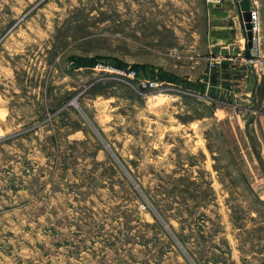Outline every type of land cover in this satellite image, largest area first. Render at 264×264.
I'll list each match as a JSON object with an SVG mask.
<instances>
[{
	"label": "rangeland",
	"instance_id": "obj_1",
	"mask_svg": "<svg viewBox=\"0 0 264 264\" xmlns=\"http://www.w3.org/2000/svg\"><path fill=\"white\" fill-rule=\"evenodd\" d=\"M215 8L0 0V264H264V83L211 92Z\"/></svg>",
	"mask_w": 264,
	"mask_h": 264
},
{
	"label": "crops",
	"instance_id": "obj_2",
	"mask_svg": "<svg viewBox=\"0 0 264 264\" xmlns=\"http://www.w3.org/2000/svg\"><path fill=\"white\" fill-rule=\"evenodd\" d=\"M263 1V0H262ZM264 2V1H263ZM216 13L214 14V21L216 22V35L211 38L212 48L210 53L213 57L223 56L221 60L215 65V82L213 87H220L225 91L227 95L233 96L232 93L235 91L236 83L245 80L248 84L250 82V77L253 78V86L257 87L261 82L264 83V38L263 43L253 45L251 48L252 58L248 59L246 56V44L242 45L240 40V35H245V30L241 24V10L236 0H222L221 3L215 5ZM229 18H231L229 20ZM229 20V25L226 21ZM233 24H232V22ZM226 47V48H225ZM222 61L228 62L227 67L219 65ZM253 87V91L255 88ZM264 101V98H263ZM264 105V104H262ZM259 132L257 131V140L260 147V153L264 157V119L259 120ZM6 170V169H3ZM19 173L14 171L11 166L7 167L6 172L0 175V181H3L2 187H0V196L8 191L11 194L17 193L20 189L25 188L24 175L22 177H17ZM19 176V175H18ZM4 179V180H2ZM20 182V183H17ZM170 228L175 231L180 230L170 224ZM192 239L194 244H203L209 241L211 236L204 235L205 225H203V230H199V225H194L191 227ZM195 233L201 234L200 237L196 236ZM189 239V238H187ZM202 239V240H201ZM205 239V240H204ZM204 240V241H203ZM214 243V242H213ZM216 248L222 250L218 244H213ZM206 264H228L227 259L220 257L215 250L210 258L207 259Z\"/></svg>",
	"mask_w": 264,
	"mask_h": 264
},
{
	"label": "trees",
	"instance_id": "obj_3",
	"mask_svg": "<svg viewBox=\"0 0 264 264\" xmlns=\"http://www.w3.org/2000/svg\"><path fill=\"white\" fill-rule=\"evenodd\" d=\"M96 59H94L93 57H83V56H79V57H76L75 60H74V63H73V67L74 68H80V67H84V68H92L96 65ZM228 62H224L222 61L221 63H219V65L223 66V67H227L228 66ZM115 66L116 67H119V68H125V64L120 62V61H116L115 62ZM216 68L212 69L210 74L207 75V78L209 79L210 83H211V92L213 93L214 92V82H215V76H216V72H215ZM156 80H159V81H167V82H176V79L174 76L168 74V73H159L158 77H156ZM230 95V94H229ZM199 230H203V225L202 226H199ZM205 240V239H204ZM203 240V241H204ZM190 264L191 263V260L188 259Z\"/></svg>",
	"mask_w": 264,
	"mask_h": 264
},
{
	"label": "water",
	"instance_id": "obj_4",
	"mask_svg": "<svg viewBox=\"0 0 264 264\" xmlns=\"http://www.w3.org/2000/svg\"><path fill=\"white\" fill-rule=\"evenodd\" d=\"M238 5L241 10V24L245 30V37H246V56L248 59L252 58L251 48L254 45L253 42V31H252V24H251V2L250 0H239ZM257 155L260 159L262 167L264 169V159L261 156L259 150H256Z\"/></svg>",
	"mask_w": 264,
	"mask_h": 264
},
{
	"label": "built area",
	"instance_id": "obj_5",
	"mask_svg": "<svg viewBox=\"0 0 264 264\" xmlns=\"http://www.w3.org/2000/svg\"><path fill=\"white\" fill-rule=\"evenodd\" d=\"M222 0H207V2L211 5H216L221 3ZM237 3L239 0H236ZM251 2V24H252V31H253V42L254 45L259 44L260 39V28H261V16H260V2L261 0H250ZM258 42V43H257ZM257 43V44H256ZM221 56L212 57L210 61L211 67H214L219 60H221ZM192 264H195L194 261H191Z\"/></svg>",
	"mask_w": 264,
	"mask_h": 264
},
{
	"label": "bare ground",
	"instance_id": "obj_6",
	"mask_svg": "<svg viewBox=\"0 0 264 264\" xmlns=\"http://www.w3.org/2000/svg\"><path fill=\"white\" fill-rule=\"evenodd\" d=\"M162 94V93H161Z\"/></svg>",
	"mask_w": 264,
	"mask_h": 264
}]
</instances>
